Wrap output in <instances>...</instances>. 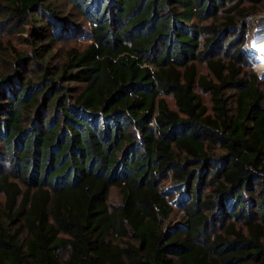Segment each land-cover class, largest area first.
Returning a JSON list of instances; mask_svg holds the SVG:
<instances>
[{"label": "trees", "instance_id": "16d2710c", "mask_svg": "<svg viewBox=\"0 0 264 264\" xmlns=\"http://www.w3.org/2000/svg\"><path fill=\"white\" fill-rule=\"evenodd\" d=\"M262 1L0 0V264H264Z\"/></svg>", "mask_w": 264, "mask_h": 264}, {"label": "rangeland", "instance_id": "374dc122", "mask_svg": "<svg viewBox=\"0 0 264 264\" xmlns=\"http://www.w3.org/2000/svg\"><path fill=\"white\" fill-rule=\"evenodd\" d=\"M253 5L254 7H261L260 12L250 15L246 19V24L242 26L241 31H237L235 35L232 34L225 38L223 44H226L228 40L231 42L229 43V47L227 46V50L231 53L236 49H240L247 59L246 66L248 68L253 67L259 73L260 78L264 80V73L257 66L262 58L260 47L257 43L264 38V0L260 4ZM2 20L3 18L0 17V21ZM1 27L2 24H0V75L6 74L12 76L15 72L14 69H16L12 54L17 51L28 57L33 51L28 44L27 33L9 34ZM68 37L63 43L57 46L56 50H59L58 54L60 58L64 56L67 49L71 47H82L88 43V38L82 35H69ZM198 94L210 108L208 96L202 94L200 91H198ZM0 200H3V198L0 197ZM119 202L120 191L114 188L111 192V203L116 205Z\"/></svg>", "mask_w": 264, "mask_h": 264}, {"label": "bare ground", "instance_id": "6f19581e", "mask_svg": "<svg viewBox=\"0 0 264 264\" xmlns=\"http://www.w3.org/2000/svg\"><path fill=\"white\" fill-rule=\"evenodd\" d=\"M257 45L260 47V51H261V54H262V58L259 62V64L257 65L258 66V69L261 70V72L264 73V38L261 39Z\"/></svg>", "mask_w": 264, "mask_h": 264}]
</instances>
